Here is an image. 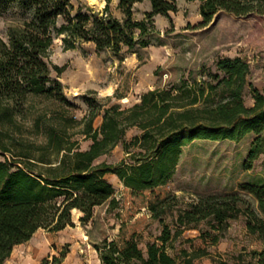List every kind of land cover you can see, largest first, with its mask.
I'll return each mask as SVG.
<instances>
[{
  "label": "trees",
  "instance_id": "1",
  "mask_svg": "<svg viewBox=\"0 0 264 264\" xmlns=\"http://www.w3.org/2000/svg\"><path fill=\"white\" fill-rule=\"evenodd\" d=\"M104 1L100 11L83 3L75 7L70 0H0V7L15 5L20 10L7 39L0 37V154L9 155L0 160V264L38 229L72 226L73 210L82 213L79 221L85 224L94 208L103 204L107 212H114L119 229L112 238L93 244L101 264H194V259L210 253L200 247L183 250L179 263L168 252V243L195 229L197 238L216 245L229 221L239 215L245 218L247 234L262 247L239 253L232 263L218 264H264V179L240 187L255 199V207L239 191L185 202L168 188L182 147L194 139L239 141L253 133L245 169L262 152L264 94L252 88L251 106L243 99L249 63L241 56L220 57L215 71H200V80L150 89L130 107L106 105L85 95L87 112L78 119L58 79L65 66L50 61L54 41L60 38L64 49L91 43L97 51L114 56L124 48L134 53L159 33L156 15L170 19V13L178 10L177 0H118L123 17L117 18L110 11L112 0ZM143 1H149L151 8L137 20L133 6ZM199 1L200 27L209 25L219 12L264 15V0ZM31 97L43 98L53 109L48 106L32 114L31 127L25 131ZM98 116L101 121L95 126ZM132 128L139 133L127 140ZM28 134L42 140H30ZM80 140L91 143L81 149ZM118 144L125 153L118 164L95 163ZM107 173L124 186L119 198L105 178ZM156 221L161 232L143 250L139 240Z\"/></svg>",
  "mask_w": 264,
  "mask_h": 264
},
{
  "label": "rangeland",
  "instance_id": "2",
  "mask_svg": "<svg viewBox=\"0 0 264 264\" xmlns=\"http://www.w3.org/2000/svg\"><path fill=\"white\" fill-rule=\"evenodd\" d=\"M70 2L75 7L83 3L100 11L105 5L104 0H96L94 5H90L89 0ZM117 3L118 0H112L110 11L115 17L122 18ZM199 5V0H177L178 10L170 13V19L156 15L154 21L159 33L151 36L150 45L137 46L134 53L124 48L119 56H114L107 50L97 51L91 43L64 49L60 38L56 39L50 50V61L65 66L58 79L64 87L65 97L75 105L72 109L75 117L80 119L87 112L85 95L96 97L106 105L118 103L130 107L150 89L180 84L183 80H200V71H215V62L220 57L241 56L249 63L243 99L246 106L252 105V88L264 94V15L236 16L219 12L209 25L200 27ZM146 8V2L133 8V17L142 19ZM19 18L20 10L15 5L7 9L0 7L2 39H7L8 28L17 24ZM91 90L95 93H89ZM48 106L53 109L43 98L29 99L28 119L23 122L25 131L31 127L32 114ZM100 121L101 116H98L94 125L98 126ZM138 133L132 128L125 138L128 140ZM27 137L36 142L42 140L41 136L28 134ZM253 138L254 134L248 133L239 141L194 139L187 143L182 147L168 188L185 202L206 194L239 191L255 207V199L240 191L242 184L264 179V140L263 150L251 168L245 169L244 166ZM90 143V140H80V148L86 149ZM8 156L0 154V160ZM124 158L125 153L118 144L110 153L97 158L95 163L116 165ZM105 178L119 198L124 188L122 182L112 173H107ZM81 215L78 210H73V225L60 231L38 229L34 243L17 251L13 262L6 264H41L44 260L47 264H101L93 244L105 237L112 238L118 232L119 221L114 212H107V204L95 207L92 219L85 224L79 221ZM166 222L169 223L170 219L167 218ZM199 227L206 228L204 224ZM160 232L161 226L156 221L143 232L139 246L145 250L146 243L155 240ZM197 235L195 229L185 230L168 243V252L181 263L183 250L205 248L210 255L194 259V264H218L219 260L232 263L239 253L262 247L260 241L247 234L243 215L229 221L224 237L216 245L207 244Z\"/></svg>",
  "mask_w": 264,
  "mask_h": 264
},
{
  "label": "crops",
  "instance_id": "3",
  "mask_svg": "<svg viewBox=\"0 0 264 264\" xmlns=\"http://www.w3.org/2000/svg\"><path fill=\"white\" fill-rule=\"evenodd\" d=\"M144 2L147 3V8L145 9V11H146V10L148 11V10L151 8V6H150V2H149V1H143V2L135 3L133 8H135L136 6H139V4L144 3ZM250 106H251V105H250ZM36 232H37V231H36ZM36 232L33 234V236L31 237L30 240H28V241L25 242V243L18 244V245H16V246L13 248V250H12V252H11V254H10V257L5 261V264H6V262H7V263H8V262L10 263L11 261L13 262V257H15V256L17 255V251H20V250H22V249H24V248H26V247H29L30 245H32V244L34 243V239H35L34 236H35Z\"/></svg>",
  "mask_w": 264,
  "mask_h": 264
},
{
  "label": "bare ground",
  "instance_id": "4",
  "mask_svg": "<svg viewBox=\"0 0 264 264\" xmlns=\"http://www.w3.org/2000/svg\"><path fill=\"white\" fill-rule=\"evenodd\" d=\"M90 5H94L96 3V0H89ZM126 100V99H124Z\"/></svg>",
  "mask_w": 264,
  "mask_h": 264
}]
</instances>
